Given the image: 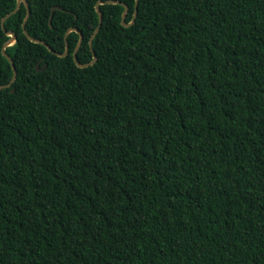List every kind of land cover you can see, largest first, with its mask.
<instances>
[{
  "label": "trees",
  "instance_id": "trees-1",
  "mask_svg": "<svg viewBox=\"0 0 264 264\" xmlns=\"http://www.w3.org/2000/svg\"><path fill=\"white\" fill-rule=\"evenodd\" d=\"M16 1L0 264H264V0Z\"/></svg>",
  "mask_w": 264,
  "mask_h": 264
},
{
  "label": "water",
  "instance_id": "water-1",
  "mask_svg": "<svg viewBox=\"0 0 264 264\" xmlns=\"http://www.w3.org/2000/svg\"><path fill=\"white\" fill-rule=\"evenodd\" d=\"M21 2H23V4L25 5V7H26V9H27V12H26L25 18H24L23 23H22L23 33L26 35V37H27L29 40H31V41H33V42H36V43L43 44L44 46H46V48H47L49 51L53 52L54 54H56V55H58V56H60V57H62V56H66V55L68 54V44H67V41H66L67 34H68L69 32H71V31L77 32V33L79 34L78 42H77V44H76V46H75V48H74V50H73V53H72V55H73V60H74V62L76 63V65L79 66V67H86V66H88V65H91V64H93V63L96 61V59H97V57H96V55H95V52L93 51L91 45H92V39H93L94 35L97 33V31L99 30L100 25H101V23H102V15H101V12H100V9H99V4H108V3H119V4H122V5L124 6V10H123L122 15H121V24L124 25V26H128V25H130V24H132V23L134 22L135 17H136V15H137V4H138V0H135V9H134V13H133L132 19H131L130 22H125V17H126V15H127V11H128V7H127L126 4L121 3V2H119V1H115V0H107V1H98V2H96V4H95V10H96V12H97V14H98V24H97L96 28L94 29V31L92 32V35H91V37H90V41H89V44H90V47H91V51H92V60H91L90 62H87V63L81 64V63H79L78 60H77L76 52H77L79 46L81 45V42H82V39H83V35H82V33L79 31L78 28H76V27H70V28L66 31L65 36H64V40H65V49H64V51H63L62 53H58V52L54 51V50L50 47V45H48L47 43H45L44 41H42V40H40V39H37V38H34V37L30 36V35L26 32V30H25V22H26V20H27V18H28V16H29V8H28V2H27V0H17V1H16V6L14 7V9H13L11 12L7 13L4 17L1 18V27H2V29L4 30V21H5V20H6L11 14L15 13V12L19 9V7H20V5H21ZM55 8H59V7L54 6V7L51 8V14H50V16H49V25L51 24L52 11H53ZM59 9H61V8H59ZM61 10H62V9H61ZM7 34L10 35V39H8V40L3 44L2 48H1V52H2V55H3V56L9 61L10 65H11V68H12V71H13V74H12V77H11L10 82H9L8 84H5V85L0 86V89L3 88V87H8V86H9V85L15 80V77H16V74H17L16 68H15V65H14L12 59L10 58V56H9V55L6 53V51H5V48H6L7 46H9L10 44H12V43L15 41V39H16V35H15L13 32H7ZM37 66H38V63L36 64V68H37ZM42 69H43V67L40 68V69H37V70H42Z\"/></svg>",
  "mask_w": 264,
  "mask_h": 264
}]
</instances>
